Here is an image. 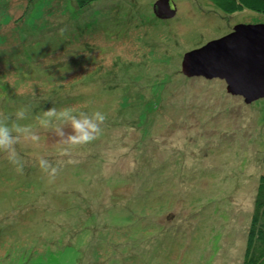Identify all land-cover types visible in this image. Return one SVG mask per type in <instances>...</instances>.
Listing matches in <instances>:
<instances>
[{"label":"rangeland","instance_id":"rangeland-1","mask_svg":"<svg viewBox=\"0 0 264 264\" xmlns=\"http://www.w3.org/2000/svg\"><path fill=\"white\" fill-rule=\"evenodd\" d=\"M155 1L0 0V264H242L264 97L181 61L264 14Z\"/></svg>","mask_w":264,"mask_h":264},{"label":"water","instance_id":"water-1","mask_svg":"<svg viewBox=\"0 0 264 264\" xmlns=\"http://www.w3.org/2000/svg\"><path fill=\"white\" fill-rule=\"evenodd\" d=\"M152 11L158 19L175 16L171 0H156ZM181 72L225 81L226 90L250 104L264 97V23H238L232 30L207 41L182 56Z\"/></svg>","mask_w":264,"mask_h":264},{"label":"trees","instance_id":"trees-1","mask_svg":"<svg viewBox=\"0 0 264 264\" xmlns=\"http://www.w3.org/2000/svg\"><path fill=\"white\" fill-rule=\"evenodd\" d=\"M103 0H75L76 7L84 9L89 5ZM225 14H233L243 10L264 14V0H208ZM74 11V10H73ZM154 91L162 90L163 85L150 84ZM7 101L0 96V104ZM121 103H127V96L121 97ZM147 103L146 109L152 107ZM17 106V105H13ZM7 119L4 113H0V122ZM2 124V123H1ZM5 124V123H4ZM264 161V156H263ZM132 214L130 213V216ZM133 216V215H132ZM127 219H130L127 217ZM93 224V223H92ZM242 264H264V174L258 179L255 193L254 207L250 217V223L246 235V245Z\"/></svg>","mask_w":264,"mask_h":264}]
</instances>
